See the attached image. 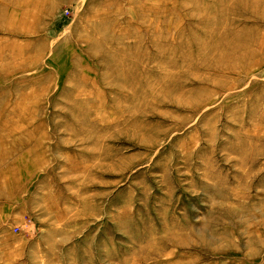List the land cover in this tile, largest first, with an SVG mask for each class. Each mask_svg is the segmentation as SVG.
Listing matches in <instances>:
<instances>
[{
  "label": "rangeland",
  "instance_id": "rangeland-1",
  "mask_svg": "<svg viewBox=\"0 0 264 264\" xmlns=\"http://www.w3.org/2000/svg\"><path fill=\"white\" fill-rule=\"evenodd\" d=\"M0 264H264V0H0Z\"/></svg>",
  "mask_w": 264,
  "mask_h": 264
}]
</instances>
